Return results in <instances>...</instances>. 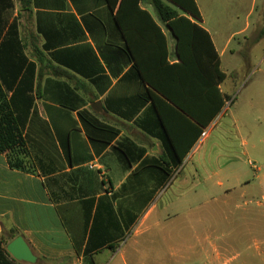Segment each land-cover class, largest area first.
Here are the masks:
<instances>
[{"label": "crops", "instance_id": "0c3cea01", "mask_svg": "<svg viewBox=\"0 0 264 264\" xmlns=\"http://www.w3.org/2000/svg\"><path fill=\"white\" fill-rule=\"evenodd\" d=\"M230 1L244 8L246 26L259 1L264 21V0H195L222 71L230 38H215L206 18L236 24L238 13L218 10ZM140 8L165 36L168 63H177L172 32L150 0ZM115 14L104 0H0V87L24 140V152L13 154L22 167L0 152V235L15 231L36 263L108 264L123 258L132 238L188 208L198 177L227 192L242 185L239 176H221L232 162L213 167V146L194 158L224 110L198 140L169 106L158 102V111L124 34L138 42L143 75L162 60L158 35L130 11L121 31ZM219 90L226 103L233 79ZM173 151L186 152L181 165L173 164Z\"/></svg>", "mask_w": 264, "mask_h": 264}, {"label": "rangeland", "instance_id": "374dc122", "mask_svg": "<svg viewBox=\"0 0 264 264\" xmlns=\"http://www.w3.org/2000/svg\"><path fill=\"white\" fill-rule=\"evenodd\" d=\"M237 5L230 1L218 8L223 15L238 13L236 24H217L213 13L206 18L215 38H230L222 69L228 80L231 73L236 76L225 115L194 158L213 146V167L232 162L221 176H239L242 185L227 192L198 177L188 208L159 229L132 238L123 258L108 264H264V21L258 19L259 1L247 26L244 8ZM218 154L222 157L215 160Z\"/></svg>", "mask_w": 264, "mask_h": 264}, {"label": "trees", "instance_id": "16d2710c", "mask_svg": "<svg viewBox=\"0 0 264 264\" xmlns=\"http://www.w3.org/2000/svg\"><path fill=\"white\" fill-rule=\"evenodd\" d=\"M104 1L111 10L116 9L115 20L121 31L125 30L121 24L122 18L130 11V14L146 21L156 32L159 38L158 48L163 52V57L156 66H152L155 70L146 71L143 75L136 54L138 42L129 41L124 34L127 53L134 61L140 79L149 87L148 97L156 105L157 110L159 111L158 102L169 106L175 114L189 123L191 130H195L198 140L203 129L207 128L225 108V97L219 86L228 75L221 70L220 57L210 35L198 24L201 22V16L195 0H150L157 18L168 27L176 40L178 62L174 64H169L167 60L165 36L152 16L140 8L143 0ZM235 76V72L229 75L233 80ZM19 124L0 87V152L8 156L10 165L15 168L22 167V162L13 157V154L17 156L24 152V140ZM192 143L194 142L191 141L190 145H193ZM185 155L186 152L177 154L173 151V164L181 165ZM15 236L16 232L13 230L0 235V264H20L6 252L7 241Z\"/></svg>", "mask_w": 264, "mask_h": 264}, {"label": "water", "instance_id": "95a60500", "mask_svg": "<svg viewBox=\"0 0 264 264\" xmlns=\"http://www.w3.org/2000/svg\"><path fill=\"white\" fill-rule=\"evenodd\" d=\"M92 108L96 111L95 106ZM6 252L18 263L35 264L37 262L36 256L21 236H17L6 245Z\"/></svg>", "mask_w": 264, "mask_h": 264}, {"label": "built area", "instance_id": "2783aa9c", "mask_svg": "<svg viewBox=\"0 0 264 264\" xmlns=\"http://www.w3.org/2000/svg\"><path fill=\"white\" fill-rule=\"evenodd\" d=\"M209 132H210V129L208 127L203 129V131H202V133L200 135V138L204 139L209 134Z\"/></svg>", "mask_w": 264, "mask_h": 264}]
</instances>
